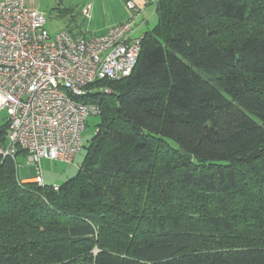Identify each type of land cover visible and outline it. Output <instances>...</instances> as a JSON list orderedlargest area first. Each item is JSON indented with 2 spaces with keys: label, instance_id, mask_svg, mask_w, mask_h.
Instances as JSON below:
<instances>
[{
  "label": "trees",
  "instance_id": "16d2710c",
  "mask_svg": "<svg viewBox=\"0 0 264 264\" xmlns=\"http://www.w3.org/2000/svg\"><path fill=\"white\" fill-rule=\"evenodd\" d=\"M156 12L132 73L87 96L75 176L0 153V264H264V0Z\"/></svg>",
  "mask_w": 264,
  "mask_h": 264
},
{
  "label": "built area",
  "instance_id": "2783aa9c",
  "mask_svg": "<svg viewBox=\"0 0 264 264\" xmlns=\"http://www.w3.org/2000/svg\"><path fill=\"white\" fill-rule=\"evenodd\" d=\"M126 3L127 20L76 37L67 29L51 33L46 16L26 0L0 1V112L9 124L0 153L15 160L24 154L40 184L42 159L71 163L83 148L88 119L101 112L88 94L110 92L99 82L129 76L138 62L142 37L132 32L139 7ZM89 11L90 5L83 13Z\"/></svg>",
  "mask_w": 264,
  "mask_h": 264
},
{
  "label": "crops",
  "instance_id": "0c3cea01",
  "mask_svg": "<svg viewBox=\"0 0 264 264\" xmlns=\"http://www.w3.org/2000/svg\"><path fill=\"white\" fill-rule=\"evenodd\" d=\"M132 1L139 7V14L133 20L132 33L133 36L142 37L157 23L156 3L151 0ZM126 2L127 0H70L65 11V21L57 31L67 29L76 37L102 34L111 25L122 23L130 17L131 12ZM89 5V15H85L83 10ZM7 118L6 116L5 121ZM21 155L25 157L24 154ZM43 160L49 159H42L41 162ZM34 177L28 176L22 179L30 181ZM43 179L44 183H47L44 176Z\"/></svg>",
  "mask_w": 264,
  "mask_h": 264
},
{
  "label": "rangeland",
  "instance_id": "374dc122",
  "mask_svg": "<svg viewBox=\"0 0 264 264\" xmlns=\"http://www.w3.org/2000/svg\"><path fill=\"white\" fill-rule=\"evenodd\" d=\"M27 5L32 10H38L46 16V27L51 33L57 32L59 27L65 21V11L70 0H26ZM110 88V87H109ZM110 92L113 91L110 88ZM7 112H0V127L5 123ZM100 121L98 115H91L88 119V124L84 132V140L87 142L95 133L96 125ZM85 156V150L80 151L72 163L55 160H43L40 164L41 173L50 185L59 186L62 183L75 176L79 165L82 163ZM19 161V176L25 178L28 176H36L39 173L37 166L34 163H29L23 156L18 157Z\"/></svg>",
  "mask_w": 264,
  "mask_h": 264
}]
</instances>
